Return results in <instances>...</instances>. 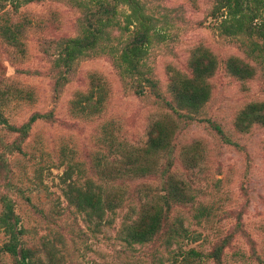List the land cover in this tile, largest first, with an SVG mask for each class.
<instances>
[{
  "label": "rangeland",
  "instance_id": "1",
  "mask_svg": "<svg viewBox=\"0 0 264 264\" xmlns=\"http://www.w3.org/2000/svg\"><path fill=\"white\" fill-rule=\"evenodd\" d=\"M100 1L0 0V215L11 204L32 264H264V126L235 123L247 105H264V0L242 4L238 34L220 27L228 17L220 0H141L150 42L139 44L130 72L119 55L138 30L124 27L129 6L113 0L118 26L64 65L59 53ZM199 49L216 64L208 98L181 110L173 82L190 75ZM230 57L251 68L248 77L228 71ZM157 122L171 134L142 165L151 170L110 173L140 168L126 158H143ZM171 182L186 185L187 201L172 200ZM89 187L118 205L80 203ZM150 202L162 212L159 229L130 242L128 227ZM8 240L0 229V247ZM0 264L16 257L0 251Z\"/></svg>",
  "mask_w": 264,
  "mask_h": 264
},
{
  "label": "trees",
  "instance_id": "2",
  "mask_svg": "<svg viewBox=\"0 0 264 264\" xmlns=\"http://www.w3.org/2000/svg\"><path fill=\"white\" fill-rule=\"evenodd\" d=\"M116 1V0H114ZM113 0L110 1H100L99 8L97 11L93 12L90 10L86 12V22H84L83 32L80 36H77L73 39H69V43L62 49V52L59 53V59L64 65H67L73 62L81 54L87 52V50H94L98 47V44L108 39V36L111 34L110 31H107L109 27H117V16L118 11L116 5H112ZM119 2L125 1L129 6V12L126 14L125 19V28L129 29V26L135 22L134 26L137 28L138 32L135 33L134 39H130L127 48L119 55V67L122 68V71L130 72L137 71L138 68L136 65L139 64L136 60V53L140 49V43L148 44L150 42V37L148 35L149 22L153 20L152 16L146 14L143 10V5L141 0H117ZM222 6L226 9L228 17L223 19L220 23V27L224 29L227 33L238 34L243 31V22L246 18L247 9H242V4L246 0H220ZM248 1V0H247ZM21 4V3H20ZM83 6L84 5H80ZM1 9V7H0ZM119 23V22H118ZM117 25V26H116ZM256 25L252 28L248 25L246 30L248 35L251 36L256 33ZM250 30L252 32H250ZM133 33V30H132ZM138 36V37H136ZM10 42L16 45L18 37L16 34H10ZM109 48L111 52H114V49L110 46H105ZM256 47H253L252 51H255ZM137 50V51H136ZM206 50H195L189 56L188 64L191 68L189 76H185L182 79L175 80L173 82V88L171 89L172 94L174 95L177 108L189 109V110H198L203 103L206 102L208 98V90L206 80L212 76L215 71L216 64L213 60L207 57ZM228 71L235 75L238 78L248 77L251 71V68L241 63L234 57H230L226 60ZM65 80L60 76L56 81V86L64 85ZM150 87L154 88V83H150ZM138 95H143V92H138ZM86 98H82L77 102V108L80 111H84L83 106ZM96 111H100L96 109ZM40 115H33L31 121L36 120ZM244 122L248 123H260L264 126V105H257L252 103L247 105L237 116L236 125H242ZM213 130L220 136L223 135L221 128L218 125H211ZM155 138L151 137L147 142V148L142 152L141 157H128L126 161L134 165H139L140 168L129 170L126 169H117L110 170L116 177H122V175L127 173H134L143 175L150 171V167L142 168L143 164H147L148 161L153 157L154 154L166 149L169 144V133L171 134V128L162 122H157L154 124ZM172 183V182H171ZM173 184V183H172ZM99 188H101L99 186ZM186 185H172L171 189V198L173 201L181 202L187 201L185 196ZM105 193L100 189L99 192H94L89 187L88 191H83L80 196V203L85 201L91 206H98L107 204L108 207H115L119 202L113 205L111 200H104ZM109 203V204H108ZM153 203V202H152ZM151 202L146 203V205L140 209V216L137 220L133 221L128 227L129 241H136L141 243L148 240L156 231L159 229L161 224L162 212L158 210L156 205H153ZM140 227V229H137ZM0 229L4 230L9 235V240L2 247L0 251L11 254L16 257V264H32L31 255L27 248L21 246V234L22 230L18 228V218L14 216L11 204H7L4 214L0 215Z\"/></svg>",
  "mask_w": 264,
  "mask_h": 264
}]
</instances>
